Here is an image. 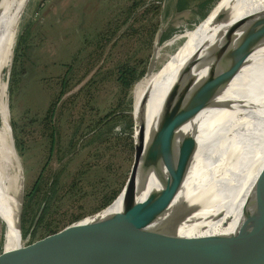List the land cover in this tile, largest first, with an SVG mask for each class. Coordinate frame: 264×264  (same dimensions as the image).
Returning <instances> with one entry per match:
<instances>
[{"label":"rangeland","instance_id":"374dc122","mask_svg":"<svg viewBox=\"0 0 264 264\" xmlns=\"http://www.w3.org/2000/svg\"><path fill=\"white\" fill-rule=\"evenodd\" d=\"M152 1L160 4L157 14L143 10ZM183 1H26L0 74V156H6L0 170L4 190L15 197L19 222L24 193L35 179H55V199L44 219L50 227L44 232L54 228L49 238L73 215L97 210L118 188L130 163L128 126L132 118L137 121L146 74L163 65L186 29L195 32L210 23L220 2L185 0L176 9ZM22 28L26 35L11 63ZM127 64L144 70L123 86L116 69ZM68 65L65 91L48 120L45 110ZM262 91L259 86L257 95ZM5 211L0 198V241Z\"/></svg>","mask_w":264,"mask_h":264},{"label":"bare ground","instance_id":"6f19581e","mask_svg":"<svg viewBox=\"0 0 264 264\" xmlns=\"http://www.w3.org/2000/svg\"><path fill=\"white\" fill-rule=\"evenodd\" d=\"M26 1L0 0V74L7 65L14 31ZM199 29L195 32L186 29L181 42L163 65L146 74L139 113L134 114L137 120L145 115V134L148 133L158 112L152 107L155 99L158 97L160 100L178 70L191 57H201L210 45L228 48L247 39H261L227 87L215 96V100H233L228 108L208 106L192 115L202 95L215 81V72H218L211 55L190 66V76L181 87L168 120H165L164 124H167L163 126L165 131L186 132L197 123L194 163L157 223L164 232L161 241L165 244H173L171 238L176 233L191 236L193 247H199L205 235L234 232L241 221L253 180L264 164V0H220L210 23ZM259 86L263 91L257 95ZM133 108L136 109V101H133ZM155 153L160 154L155 149H147L145 157ZM4 160L6 156L1 155L0 169ZM157 164L159 174H156L155 167L148 168L142 164L137 167L140 175L136 177L125 219H137L145 208L139 203L144 201L149 190L160 187L166 172L160 162ZM0 183L6 205L4 239L16 242L18 218L15 197L4 190L1 170ZM120 197L121 194L113 202ZM62 232H56L50 239ZM155 242L146 239L117 247L94 264H141V254ZM17 246H7L0 255V264L35 262V254Z\"/></svg>","mask_w":264,"mask_h":264},{"label":"water","instance_id":"95a60500","mask_svg":"<svg viewBox=\"0 0 264 264\" xmlns=\"http://www.w3.org/2000/svg\"><path fill=\"white\" fill-rule=\"evenodd\" d=\"M259 41L260 38H251L228 48L224 45H210L201 57H191L178 70V74L160 100L158 97L155 99L152 107L157 108L158 112L155 123L148 133L145 134V115L137 121L131 119L128 126V148L126 147L130 154V163L120 185L104 204L90 214L61 225L59 229L63 231L62 234L52 240L48 234L54 228L44 233H35L33 236L29 234L22 236L18 221V240L6 242L3 238L0 241V254L8 245L14 244L35 254L37 259L33 264H94L112 249L151 239L156 242L143 251L139 258L141 264H264V164L253 180L241 221L234 232L205 235L200 246L193 247L190 244L191 236L185 237L176 233L171 238L173 244H165V241H161L164 232L157 225L194 163L197 123L193 129L186 132L163 130L178 93L190 76V66L213 55L218 70L214 74L215 81L202 95L192 115L208 106L228 108L233 100H215V96L227 87L228 82L245 64L246 57ZM147 149L153 151L155 149L160 154L145 157ZM157 161L166 172L160 187L149 190L144 201L139 203L145 206V212L143 211L137 219H125L136 185V177L140 175L137 167L141 164L148 168L155 167L156 174H159ZM119 194L120 207L115 211L104 212L105 207Z\"/></svg>","mask_w":264,"mask_h":264},{"label":"trees","instance_id":"16d2710c","mask_svg":"<svg viewBox=\"0 0 264 264\" xmlns=\"http://www.w3.org/2000/svg\"><path fill=\"white\" fill-rule=\"evenodd\" d=\"M184 3H185V0L180 4H175L176 9L183 7ZM131 8H133V7H130V9ZM143 10L145 12L151 11L152 14H157L160 11V4L157 1L148 2L143 7ZM25 31H26V28H22L21 31L19 32L17 38H16V42L14 45L15 50L13 52L11 63L13 62V59L15 57V53L17 51V48L24 41V38L26 35ZM11 66H12V64H11ZM68 69H69V65L67 66L64 73L60 75V77L58 79L59 80L58 81L59 88L56 92V95L53 97V100H51L49 102V104L45 110V116L44 117H47L48 120L51 119L56 100H58L59 97L65 91V86H66L67 79H68V77H66V73L68 72ZM116 70H117L116 79L119 81V83L121 85L128 86L139 74H141L143 72L144 68L141 67L139 69H136V67L134 65L127 64V66L126 65L125 66L124 65L118 66ZM10 71H11V67H10ZM81 76H82V74H81ZM80 77L77 78V80H76L77 82L84 77V74L81 78ZM9 84H10V76H9ZM49 132L50 133L53 132V125L52 124L50 125ZM50 138L52 139L51 134H50ZM15 143L20 144V142L17 140L16 137H15ZM54 184H55V179L54 178L49 179V176L46 179H44L43 181H40V179H35L33 181V183L31 184L30 188L24 193V197L22 200V206H21V210H20V214H19L20 232H21L22 236H24L26 234L33 236L35 234L37 228H40L42 230V232H44L45 230H48L49 223H48V221H46L44 219H46L48 214L51 212V207H52V204H53L54 199H55V198H52V196L56 194V193L54 194V192H56V190H55L56 187ZM0 198L4 203L5 196H4L3 190H0ZM40 206H41V208H40ZM39 208H40V210H39L38 216L34 220L35 214ZM81 216H83L81 213L77 214V215H73V217H72V219H70V221L77 219ZM33 220H34V222H33ZM25 222L28 223V228L23 225V223H25ZM52 233H54V232H50L49 235Z\"/></svg>","mask_w":264,"mask_h":264}]
</instances>
